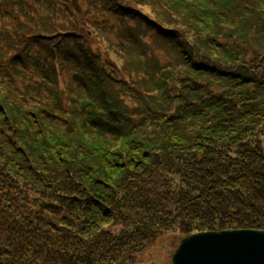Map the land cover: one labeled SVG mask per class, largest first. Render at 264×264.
<instances>
[{
  "label": "trees",
  "instance_id": "16d2710c",
  "mask_svg": "<svg viewBox=\"0 0 264 264\" xmlns=\"http://www.w3.org/2000/svg\"><path fill=\"white\" fill-rule=\"evenodd\" d=\"M236 228L264 230V0H0V264Z\"/></svg>",
  "mask_w": 264,
  "mask_h": 264
},
{
  "label": "water",
  "instance_id": "95a60500",
  "mask_svg": "<svg viewBox=\"0 0 264 264\" xmlns=\"http://www.w3.org/2000/svg\"><path fill=\"white\" fill-rule=\"evenodd\" d=\"M174 264H264V231L235 229L185 237Z\"/></svg>",
  "mask_w": 264,
  "mask_h": 264
},
{
  "label": "rangeland",
  "instance_id": "374dc122",
  "mask_svg": "<svg viewBox=\"0 0 264 264\" xmlns=\"http://www.w3.org/2000/svg\"><path fill=\"white\" fill-rule=\"evenodd\" d=\"M120 5L123 6V3L120 2ZM87 15L89 17L90 15H92V12L89 11ZM77 16L78 18L81 19V17L78 14ZM95 23L96 25H100L102 23H107V22H100V23L95 22ZM144 31L148 32V30H144ZM145 40L147 43L153 42V37L149 35V32L148 35H146ZM242 229H248V228H242ZM184 237L181 234L178 235L177 233H171L169 235L164 234L159 236V238L155 241L151 249L140 255L141 257L138 258L136 264H173L172 254L170 253L169 245L171 244L176 245L180 243V241Z\"/></svg>",
  "mask_w": 264,
  "mask_h": 264
},
{
  "label": "bare ground",
  "instance_id": "6f19581e",
  "mask_svg": "<svg viewBox=\"0 0 264 264\" xmlns=\"http://www.w3.org/2000/svg\"><path fill=\"white\" fill-rule=\"evenodd\" d=\"M248 230H262V229H256V228H253V229H250V228H248ZM264 231V230H263ZM178 248H179V245L177 246ZM177 249V248H176ZM176 249L174 250V252L176 251ZM170 250H172V247H171V249ZM174 254V253H173Z\"/></svg>",
  "mask_w": 264,
  "mask_h": 264
}]
</instances>
